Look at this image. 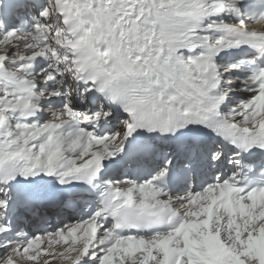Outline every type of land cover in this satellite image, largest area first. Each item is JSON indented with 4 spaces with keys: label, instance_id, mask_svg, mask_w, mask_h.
Here are the masks:
<instances>
[{
    "label": "snow or ice",
    "instance_id": "snow-or-ice-1",
    "mask_svg": "<svg viewBox=\"0 0 264 264\" xmlns=\"http://www.w3.org/2000/svg\"><path fill=\"white\" fill-rule=\"evenodd\" d=\"M0 264H264V0H0Z\"/></svg>",
    "mask_w": 264,
    "mask_h": 264
}]
</instances>
